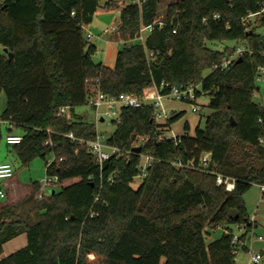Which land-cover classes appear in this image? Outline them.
Here are the masks:
<instances>
[{
  "label": "trees",
  "instance_id": "trees-1",
  "mask_svg": "<svg viewBox=\"0 0 264 264\" xmlns=\"http://www.w3.org/2000/svg\"><path fill=\"white\" fill-rule=\"evenodd\" d=\"M102 1L107 0H0V94L7 98L0 143L1 120L9 124L8 132L21 127L23 141L9 146L23 164L38 157L47 164L55 155L46 174L58 175L60 183L78 179L41 198V184L32 182L22 202L0 207V264H238L234 228L245 229L239 236L245 242L256 225L244 195L264 183L259 142L264 106L255 99L264 35L252 24L246 31L243 19L258 12L264 0L171 3L165 24L145 36L146 47L159 52L151 63L143 43L130 41L156 20L160 0L133 2L120 12L117 30L124 47L113 68L94 61L97 48L84 36ZM215 13L219 20L213 19ZM230 40L251 52L238 55L224 70L214 68L236 47L215 50L208 44ZM5 48L14 55L11 61ZM96 78L101 91L114 96H145L154 86L167 93L174 86L198 85V97L211 96L212 112L193 135L146 142L141 152L155 160L134 188L142 163L137 138L163 133L184 112L160 124L151 105L123 107L121 123L107 140L124 152L101 167L87 143L66 136L96 139V124L75 112L77 105L89 104L93 85L86 80ZM62 107H68L69 117ZM205 153H211L218 172L236 179L234 190L219 186L210 173L171 163L197 162ZM221 227L222 236L210 240L211 230ZM21 234L27 235V245L3 257L4 244Z\"/></svg>",
  "mask_w": 264,
  "mask_h": 264
},
{
  "label": "built area",
  "instance_id": "built-area-1",
  "mask_svg": "<svg viewBox=\"0 0 264 264\" xmlns=\"http://www.w3.org/2000/svg\"><path fill=\"white\" fill-rule=\"evenodd\" d=\"M146 0H138V4H141ZM74 14V12H73ZM261 16V18H264V3L262 5V8L258 12H251L249 13L244 19L243 23L245 25V30L250 31L251 30V24L254 21V17ZM221 18V15L218 13H215L213 15L214 20H219ZM203 21L207 23L208 19L204 18ZM165 24L163 20L156 19L153 23L147 26H143L140 30V34L135 40H131L130 43L132 44L134 41H139L143 43L145 46L146 51V57L149 63L157 59L159 56V52L154 49H148L145 44V35L144 32L151 33L156 25L159 27H162ZM85 27V26H84ZM110 30L107 28L103 31L104 34L109 33ZM175 33L176 30H173ZM95 36V34L90 30L87 33L86 41L92 43L91 39ZM101 35H98L100 37ZM251 50L244 44L241 46H238L236 48L235 53L224 60L221 63L215 64L214 68L224 70L227 68L233 61L235 57L238 55ZM264 55V53H262ZM256 81L258 83L263 82L264 83V67H260L258 70V74L256 77ZM86 82L91 83L93 85V94L90 97L89 104L92 106V108L95 111L96 115V123H99V121H106L107 118H109L113 123L118 124L121 123V109L123 107H141L143 105H151L154 108L155 111V120L160 124H165L171 115V112L166 111L165 106V100L169 98L178 99L182 101L187 102H195L198 98L197 91L200 90V86L198 85H190L185 89H179L178 87H172L169 92L162 93L160 89L157 86H154L153 89L146 94L145 96H137L134 94L129 93H121L119 95H107L103 93L100 89V80L99 78H96L93 81L86 80ZM162 86H164L162 84ZM193 110L198 111L197 106L193 105ZM61 113L64 115L68 114V107H62ZM164 119V122L162 123L160 120ZM260 122H264V117L259 119ZM68 138H70L75 143H87L89 149L95 156L97 162L102 167L104 162L107 161L111 156L113 155H120L123 154V150L119 148L118 146L109 145L108 140L104 139V137L99 134L97 131V137L95 140H81L77 138L73 133L66 134ZM180 136V135H179ZM177 134L173 132V130L170 129L168 134L164 131L163 133H155L154 135L148 134V135H142L139 136L137 145L139 143H142V149L146 142L152 139V137H156L159 141H163L164 139L168 137H172L175 140L179 137ZM5 141L8 145H18L23 141V136L21 134H16L14 132H8ZM260 144L264 147V136H262L259 139ZM104 147H108L109 151L105 150ZM56 157L55 155H52V157L47 159V166H50L54 161ZM61 159V158H60ZM155 158L149 154H143L142 153V163L140 166L141 176L142 178L146 177L148 174L149 167L153 164ZM174 166L178 168H188V169H196L201 172H207L215 176L216 183L219 186L225 187L226 190L232 191L235 188L236 179L230 176H227L223 173L218 172L212 163L211 160V153H205L200 157V159L196 162L194 160H189L187 162L184 161H176L171 162ZM211 167V168H209ZM14 176V169L12 165L9 162H0V199H6L7 192L4 188V182L6 180H9L13 178ZM109 181H113L114 177L110 176L108 178ZM44 188H54L58 184H60V180L58 175H49L46 174L44 178ZM260 190L262 191V196L264 198V183L258 185ZM44 188L41 187L39 191V198L46 196L44 192ZM52 193V191H51ZM259 240H264L263 236H258ZM233 242L237 245L236 248L233 250L234 254H238L239 251L242 249L243 246H245V242H242L239 240L238 236H234ZM249 262L250 264H262L264 255L259 251L249 250Z\"/></svg>",
  "mask_w": 264,
  "mask_h": 264
},
{
  "label": "rangeland",
  "instance_id": "rangeland-1",
  "mask_svg": "<svg viewBox=\"0 0 264 264\" xmlns=\"http://www.w3.org/2000/svg\"><path fill=\"white\" fill-rule=\"evenodd\" d=\"M126 4H131L135 2L136 0H124ZM177 0H160L159 4V15L156 19L163 20L165 19L168 6L175 2ZM116 16H115V15ZM120 15L116 13H112L111 15H108L107 18L100 20V27L99 29L84 27V36H87L88 31L92 30V32L95 34V36L92 37V43L97 45V51L93 55V59L96 62H102L105 66L108 67H115L117 55L120 50L123 49L124 43L119 42L116 40V37L119 34L118 32V25L120 23L119 21ZM119 21V23H118ZM261 16L254 17V21L252 25L255 26V31L261 35H264V24L260 23ZM118 24V25H117ZM109 29L111 33L109 35L107 34L104 40L98 38L99 33H102L105 29ZM144 35H147V32H144ZM111 41L110 44H106V40ZM241 42L236 41H226L223 43H209L208 46L215 49V50H223L226 47H238L241 46ZM0 51H3V47H0ZM209 70L206 71V73ZM260 90L258 91L257 97L255 98L258 102L262 103L264 106V83L260 82ZM211 101V96L206 94H201L195 102H187L182 101L178 99L169 98L165 100V106L166 111L171 112V115H174L178 112H184L183 116L177 120L174 124L170 125L166 128L165 132L168 134V132L173 130L175 134L183 135V134H189L193 135L195 128L200 125L201 127L205 126L206 120L210 113L212 112V109L210 108L209 104ZM7 105V98L6 94L2 92L0 94V115L3 113ZM193 105L197 106L198 111L193 110ZM75 112L79 115H81L85 121L87 122H93L96 124V130L101 134L104 139H109L111 135L116 130V124L113 123L109 118L106 119V121L102 122L99 121V123H96V115L95 111L92 108L90 104H84V105H77L75 107ZM162 123L164 122V119L160 120ZM2 122V129L4 133V138L0 143V161H8L13 169H14V175L15 177L24 184L30 185L32 182L38 181L41 184V187L44 188V178L46 176V159H43L41 157H38L31 161L29 164H23L17 157L16 153L13 150L12 146H9L6 141L5 137L8 133V127L9 124L6 121L1 120ZM185 124H188L190 126L189 130L185 129ZM14 133L23 134V129L21 127H13ZM138 142V141H137ZM137 146H142V143H139ZM105 150L109 151L108 147H104ZM142 157V152H139ZM52 155H49L47 157L50 158ZM78 179H70L66 181L65 183H60L54 188H44V192L46 196H49L51 191H60L63 187L68 186L74 182H77ZM143 182V178L141 175L135 177L133 182V187L137 188L139 185ZM31 191V190H30ZM29 193H20L18 197L14 198L13 203H20L22 202L29 194ZM10 198V197H9ZM12 199V198H10ZM244 199L250 214V217H254L258 221V227L255 230V232H251L249 235V242L258 239L259 235L264 236V198L262 196V191L260 190L258 185H254L245 195ZM0 207L6 205V202L8 203L6 199H0ZM33 217H35V213L33 214ZM224 228H218L216 230H211V234H209L208 238L210 240L218 239L222 236L224 233ZM234 231L236 233H239L240 230L238 228H234ZM252 239V240H251ZM13 240V241H12ZM9 240L4 244V252L6 256L12 254L13 252L18 251L19 249L25 247L28 243L27 235L21 234L14 239ZM247 240V241H248ZM241 249L239 253L236 255L237 263L240 264L241 259L243 258L245 252ZM254 250V249H253ZM255 251V250H254ZM264 263V258L263 262Z\"/></svg>",
  "mask_w": 264,
  "mask_h": 264
},
{
  "label": "crops",
  "instance_id": "crops-1",
  "mask_svg": "<svg viewBox=\"0 0 264 264\" xmlns=\"http://www.w3.org/2000/svg\"><path fill=\"white\" fill-rule=\"evenodd\" d=\"M135 2L137 3L138 0H136ZM127 5H129V4H126L124 0L102 1L100 3L99 7H98V10H97L94 18H93V21L91 23L85 25V27L87 26V27H89V29L90 28H95V29L98 30L99 27H100V20H103V19L107 18V16L111 15L112 13H116V14L120 15L121 10L124 7H126ZM119 21H120V19H119ZM119 21H118V23H119ZM111 32H109V33H111ZM109 33L104 34L102 32V33H99L97 35H101L98 38L104 40L106 35L107 34L109 35ZM116 40H118L119 42H123L124 43V39H123V37L121 35H118L116 37ZM110 42L111 41L106 40V44L107 45L110 44ZM95 46H96V48L98 47L97 45H95ZM257 95H259V94L257 93L256 97H257ZM16 134H19V133H16ZM0 162H8V161H0ZM66 181H68V180H66ZM66 181H64L63 183H65ZM4 188H5L6 192H7L6 200L9 201L8 203L6 202V204H11V203H13L14 198L18 197L20 193H22V192L23 193L31 192L30 190H32V184L27 185V184L21 183L14 175L13 178H11L9 180H6L4 182ZM9 197L12 198V199H10ZM0 204H1V202H0ZM251 220L256 224L254 229H253V231H252V232H255V230L257 229L259 223H258L257 219L254 218V217H251ZM238 229L240 230V232L236 233L234 231V233H235L236 236L239 237V236H242L245 233V229L244 228H238ZM223 231H225V229ZM245 246H246V248L242 250V251L245 252V254H244L243 258L241 259L240 264H250L248 251L251 250V249L252 250L254 249L255 251H259V252H261L264 255V240L257 239V241L253 240L252 242L251 241L249 242V240H248V241L245 242ZM2 256L5 257L6 255L3 254ZM237 259L238 258H236V261H237Z\"/></svg>",
  "mask_w": 264,
  "mask_h": 264
},
{
  "label": "water",
  "instance_id": "water-1",
  "mask_svg": "<svg viewBox=\"0 0 264 264\" xmlns=\"http://www.w3.org/2000/svg\"><path fill=\"white\" fill-rule=\"evenodd\" d=\"M4 51L8 54V59L11 61L13 59V56H14L13 53L9 52L7 48H5ZM141 150H142V146H138L135 149V151H137V152H141ZM209 168H211V167H209Z\"/></svg>",
  "mask_w": 264,
  "mask_h": 264
}]
</instances>
